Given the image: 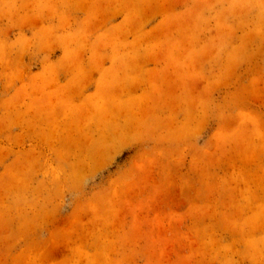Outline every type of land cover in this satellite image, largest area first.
I'll return each instance as SVG.
<instances>
[{
  "label": "rangeland",
  "instance_id": "374dc122",
  "mask_svg": "<svg viewBox=\"0 0 264 264\" xmlns=\"http://www.w3.org/2000/svg\"><path fill=\"white\" fill-rule=\"evenodd\" d=\"M0 264H264V0H0Z\"/></svg>",
  "mask_w": 264,
  "mask_h": 264
}]
</instances>
